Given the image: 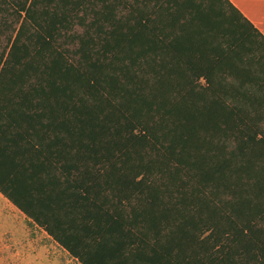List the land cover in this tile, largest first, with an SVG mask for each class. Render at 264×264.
Wrapping results in <instances>:
<instances>
[{
	"label": "trees",
	"instance_id": "obj_1",
	"mask_svg": "<svg viewBox=\"0 0 264 264\" xmlns=\"http://www.w3.org/2000/svg\"><path fill=\"white\" fill-rule=\"evenodd\" d=\"M0 193L80 264H239L264 231V34L231 0H0Z\"/></svg>",
	"mask_w": 264,
	"mask_h": 264
},
{
	"label": "rangeland",
	"instance_id": "obj_2",
	"mask_svg": "<svg viewBox=\"0 0 264 264\" xmlns=\"http://www.w3.org/2000/svg\"><path fill=\"white\" fill-rule=\"evenodd\" d=\"M5 43L6 39L0 41L1 50ZM0 224L3 230L0 233L4 235L2 239L0 238V264H26L29 262L23 260L27 254L26 249L35 250L37 259L41 260L44 257L41 255V248L46 249L48 258L53 260V264H80L42 229L26 220L1 194Z\"/></svg>",
	"mask_w": 264,
	"mask_h": 264
},
{
	"label": "crops",
	"instance_id": "obj_3",
	"mask_svg": "<svg viewBox=\"0 0 264 264\" xmlns=\"http://www.w3.org/2000/svg\"><path fill=\"white\" fill-rule=\"evenodd\" d=\"M243 14L250 19L253 24L264 34V0H231ZM1 194V193H0ZM2 195V194H1ZM3 196V195H2ZM4 197V196H3ZM5 198V197H4ZM10 202V201H9ZM10 204H12L10 202ZM12 206L18 210L13 204ZM19 211V210H18ZM26 220L28 218L19 211ZM29 221V220H28ZM0 231H3L0 224ZM47 236H49L45 231H43ZM259 237L254 243V256L252 259H244L240 261L239 264H264V231H258ZM3 233H0V238L2 239ZM0 239V240H1ZM3 242V241H2ZM4 243V242H3ZM41 255L44 257L41 260L37 259L35 250L26 249L27 254L23 258L24 261H29L26 264H53V260L48 258L46 249H40Z\"/></svg>",
	"mask_w": 264,
	"mask_h": 264
}]
</instances>
